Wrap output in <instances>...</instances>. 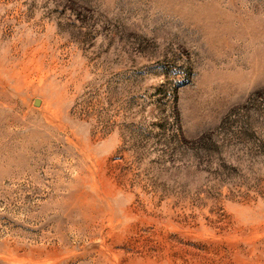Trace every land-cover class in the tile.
<instances>
[{"label":"rangeland","instance_id":"1","mask_svg":"<svg viewBox=\"0 0 264 264\" xmlns=\"http://www.w3.org/2000/svg\"><path fill=\"white\" fill-rule=\"evenodd\" d=\"M0 264H264V0H0Z\"/></svg>","mask_w":264,"mask_h":264}]
</instances>
